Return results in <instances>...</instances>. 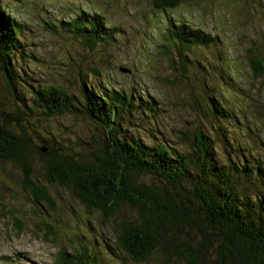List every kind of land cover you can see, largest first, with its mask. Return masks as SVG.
<instances>
[{"label":"rangeland","instance_id":"1","mask_svg":"<svg viewBox=\"0 0 264 264\" xmlns=\"http://www.w3.org/2000/svg\"><path fill=\"white\" fill-rule=\"evenodd\" d=\"M3 4L24 25L25 55L17 63L22 80L16 88L18 95L24 94L25 105L34 109L30 114L22 107L26 114L21 126L35 145L40 146L49 134L55 145L64 142L65 146L68 140L76 152L91 156L93 137L102 135L96 125L78 112L46 118L33 101L34 90L49 86L62 87L79 98L83 76L97 87L108 85L135 98L149 95L159 103L154 115L122 120L128 132L147 143L163 142L160 132H164L183 150L181 133L202 125L221 157H226L229 144L238 143L259 157L264 170V77L256 79L249 66L253 53L264 57V0H189L167 11L155 8L151 0H4ZM81 11L101 14L117 30L114 40L90 51L63 31L59 23ZM170 20L188 23L216 38L212 46L187 55L186 69L181 63L185 59L165 40ZM47 24L56 27V33ZM208 97L232 108L228 110L231 118L239 120L226 128L229 144L221 141V130L207 114ZM13 104L0 73V122ZM79 142L83 147L77 146ZM32 178L47 189L56 211L36 202L25 190L20 169L0 161V264H53L60 248L70 249L80 241L97 251L105 264H138L117 245L109 247L121 222L134 218L130 208L109 219L91 214L71 189L47 181L40 164L34 166ZM17 220L23 223L21 232ZM158 257L156 253L140 264H164ZM169 264L185 263L173 258Z\"/></svg>","mask_w":264,"mask_h":264},{"label":"trees","instance_id":"2","mask_svg":"<svg viewBox=\"0 0 264 264\" xmlns=\"http://www.w3.org/2000/svg\"><path fill=\"white\" fill-rule=\"evenodd\" d=\"M3 1L0 0V73L14 104L0 122V161L23 172V187L35 201L56 211L47 189L32 178L34 166L40 164L47 181L71 189L89 213H100L109 219L124 207L134 212L133 219L121 222L115 243L109 247L117 245L135 263H146L157 253L164 264L173 258L185 264H264L263 163L241 144H229L226 128L235 126L234 120L239 122L235 116L231 118L232 108L208 97L207 114L216 122L215 128L221 130V141L230 146L226 157L211 147L202 125L181 133L183 150L176 148L164 132H160L163 142L149 144L128 132L122 120L138 114L154 115L159 103L149 95L135 98L108 85L97 87L86 82L81 73L79 98L62 87L49 86L34 90L33 101L46 118L78 112L96 125L102 135L93 137L91 156L76 152L68 140L65 146L64 142L55 145L49 134L41 142L44 146L35 145L21 126L26 114L22 107L30 114L34 109L25 105L24 94L17 93V84L21 85L22 80L17 63L24 59L26 46L21 38L24 25L12 17ZM151 1L158 10L167 11L189 0ZM59 24L90 51L109 44L117 33L101 14L84 11ZM47 27L56 33L53 25ZM165 40L185 59L181 61L184 69L188 54L216 43L215 37L201 29L172 20L166 27ZM249 66L256 79L264 77L263 56L253 53ZM91 71L97 73L95 69ZM77 146L83 144L79 142ZM16 225L21 232L23 223L17 220ZM53 264L105 261L80 241L70 249L60 248Z\"/></svg>","mask_w":264,"mask_h":264}]
</instances>
